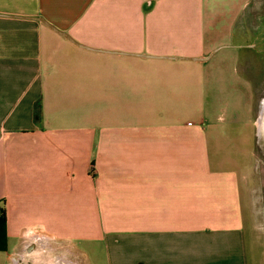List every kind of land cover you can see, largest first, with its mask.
Returning a JSON list of instances; mask_svg holds the SVG:
<instances>
[{
    "label": "crops",
    "instance_id": "1",
    "mask_svg": "<svg viewBox=\"0 0 264 264\" xmlns=\"http://www.w3.org/2000/svg\"><path fill=\"white\" fill-rule=\"evenodd\" d=\"M172 2L191 5L190 21L212 4L0 0V206L7 235L0 264H250L245 216L255 230L264 81L228 82L225 66L208 61L216 44L194 54L152 45L164 39L154 31L170 29L149 21ZM247 3L232 9L233 19ZM87 52L181 60L189 74L166 79L159 68V75L136 77L133 61L122 62L119 70L95 73L103 85L95 86L94 107H71L55 84H89L87 63L66 60L92 56ZM223 84L228 94L217 104ZM185 99L198 122H178L166 110L168 101Z\"/></svg>",
    "mask_w": 264,
    "mask_h": 264
},
{
    "label": "rangeland",
    "instance_id": "2",
    "mask_svg": "<svg viewBox=\"0 0 264 264\" xmlns=\"http://www.w3.org/2000/svg\"><path fill=\"white\" fill-rule=\"evenodd\" d=\"M206 1L212 2V4H202V11L199 7L198 14L193 13L191 21L190 16L193 11L191 5H178L174 2L172 4L168 3L166 6L171 5V7L168 6V9L164 7L166 13L163 17H155L154 19H150L149 22L152 21L159 27H165L170 30L154 31L155 33H159L160 36L158 38L164 39L159 41L153 38L152 45L166 46L167 50L171 53L194 54L201 48H210L213 44H216L211 50L215 51L208 61L213 66H220L219 64L225 66L222 76L226 77L228 82L232 83L231 80L235 77L243 79L246 76L252 78L257 76L258 81L262 79L264 81V0H248L244 12L238 20L233 19L235 11L232 9L238 8L244 0ZM132 21H134L135 27H139L143 19L136 14ZM191 27L193 31H187ZM177 29L178 31H175ZM195 29L198 31H194ZM134 38V42L130 43V47L136 49L140 46V41L138 36H134ZM87 53L92 56L76 59L74 56L69 55L66 57V60L68 62H74V64L76 62L87 63L82 68L88 70V74L91 76L89 78V84H55V94L61 98H65V101L71 107L74 104H80V106L86 108L94 107V103L96 102L95 86L103 85V83H95V73L101 74L112 72V70H119L116 67L122 65V62L126 63L128 61L129 67H132L130 63L133 61L132 68L136 77L148 75V73L152 76L159 75V68L167 75L168 78L166 79H173L172 76H180L182 73L185 75L189 74L187 72L185 73V69L180 67L182 65L181 60L167 59L156 62L155 58L140 59L139 57H122L115 54ZM160 62H168V65L165 66L164 64H160ZM223 85L213 100L217 104L222 103L225 95L228 94L227 90L230 85ZM248 88L252 90L251 101H253V86L249 84ZM179 91L181 92V90ZM183 93H185V88ZM256 95H258L257 98L259 100V92ZM262 97L264 101V95ZM247 99L248 96H246L245 102ZM236 102H238V105H241L239 104L241 101ZM246 105L248 104L244 105L245 108H247ZM166 107V110L175 112V117L178 119V122L185 123L187 120L195 123L198 122V117L196 115L194 116L193 101L190 99L168 101ZM204 107L206 108V104ZM262 109L264 108L262 107ZM240 115L243 121L245 114L241 111ZM61 117L67 118L65 116ZM57 118L59 119L60 116ZM256 150L255 171L262 178L258 179L254 184L256 186L254 188L256 197L255 230L252 229L253 222L248 216H245V235L250 264L263 263L264 242L259 234L263 235L264 239V135L259 138Z\"/></svg>",
    "mask_w": 264,
    "mask_h": 264
},
{
    "label": "trees",
    "instance_id": "3",
    "mask_svg": "<svg viewBox=\"0 0 264 264\" xmlns=\"http://www.w3.org/2000/svg\"><path fill=\"white\" fill-rule=\"evenodd\" d=\"M40 117V104L35 105L34 118ZM7 235H6V213L4 206H0V250H6Z\"/></svg>",
    "mask_w": 264,
    "mask_h": 264
},
{
    "label": "water",
    "instance_id": "4",
    "mask_svg": "<svg viewBox=\"0 0 264 264\" xmlns=\"http://www.w3.org/2000/svg\"><path fill=\"white\" fill-rule=\"evenodd\" d=\"M38 20L42 21L43 23H45L46 25H48L50 28H52L53 30H55L56 32L60 33L61 35H63L64 37H66L68 40H70L71 42L77 44V45H80L82 47H85V48H88V49H93V48H90L86 45H83V44H80L78 42H76L69 34L63 32V31H60L59 29H57L56 27H54L51 23H49L48 21H46L45 19H41V18H37ZM136 55H142V54H139V53H135Z\"/></svg>",
    "mask_w": 264,
    "mask_h": 264
}]
</instances>
